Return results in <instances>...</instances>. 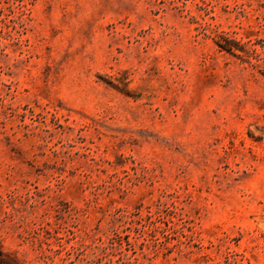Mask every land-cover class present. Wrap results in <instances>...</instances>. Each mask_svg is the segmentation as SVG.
<instances>
[{"label":"rangeland","instance_id":"1","mask_svg":"<svg viewBox=\"0 0 264 264\" xmlns=\"http://www.w3.org/2000/svg\"><path fill=\"white\" fill-rule=\"evenodd\" d=\"M0 248L264 264V0H0Z\"/></svg>","mask_w":264,"mask_h":264},{"label":"trees","instance_id":"2","mask_svg":"<svg viewBox=\"0 0 264 264\" xmlns=\"http://www.w3.org/2000/svg\"><path fill=\"white\" fill-rule=\"evenodd\" d=\"M218 47L221 50L231 51L233 49V45H231L230 41L224 40V43H217ZM0 264H21L19 259L12 255L11 253L4 252L0 248Z\"/></svg>","mask_w":264,"mask_h":264}]
</instances>
